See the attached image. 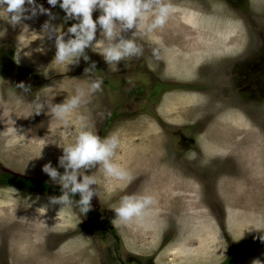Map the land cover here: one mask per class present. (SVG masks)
<instances>
[{
  "label": "rangeland",
  "instance_id": "374dc122",
  "mask_svg": "<svg viewBox=\"0 0 264 264\" xmlns=\"http://www.w3.org/2000/svg\"><path fill=\"white\" fill-rule=\"evenodd\" d=\"M165 2L174 11L163 28L121 33L135 38L143 55L119 62L117 71L101 54L107 41L99 27L87 60L66 69L53 63L57 35L67 41L78 23L58 6L51 8L55 19L38 15L16 27L0 14V40L13 49L12 56L0 52V177L61 188L42 168L51 163L63 174L59 158L75 141L80 116L101 139L118 135L113 162L129 174L117 180L98 166L85 170L97 179L86 214L76 204H52L55 191L0 183V264H220L232 246L262 241L264 0ZM6 57L22 71L11 73ZM98 78L103 90L86 94L67 125L53 116L52 106L77 89L87 93ZM21 82L30 92L16 87ZM34 103L44 105L39 115H30ZM134 194L152 203L121 222L114 210ZM257 259L264 264V245L236 264Z\"/></svg>",
  "mask_w": 264,
  "mask_h": 264
},
{
  "label": "clouds",
  "instance_id": "9594fccd",
  "mask_svg": "<svg viewBox=\"0 0 264 264\" xmlns=\"http://www.w3.org/2000/svg\"><path fill=\"white\" fill-rule=\"evenodd\" d=\"M51 8L59 7L66 19L77 20L68 28L70 38L65 41L64 34L56 37V52L53 63L66 67L70 64H78L79 58L88 59L85 49L89 48L96 39L99 27L107 43L101 47V54L105 62L117 71V65L123 60L143 55V47L135 38L125 39L121 33L133 31V37L137 34L144 35L156 29L163 28L174 9L165 0H47ZM51 8H45L37 0H0V14L11 26L16 27L38 15H46L49 20L55 19ZM99 10L101 13L93 19V13ZM49 22L45 21L43 28L47 29ZM154 57L159 59L160 50L154 48ZM18 62V57H17ZM95 69V63L85 72ZM103 79L94 80L87 90L77 89V94L69 98L65 103L54 105L51 113L64 124H68L67 117L76 111L84 102L86 94H94L102 91ZM24 93L30 92V86L23 82L16 85ZM39 97H37V100ZM30 115H39L44 108L40 103H34ZM80 131L73 143L63 147V155L59 158V166L63 167L61 174L51 163L43 166L42 171L54 182L61 186V195L51 197L52 204L79 206L82 214L91 209V200L97 196L96 189L90 187L97 184L96 176L85 174V170L102 168L107 177L117 180L128 178V173L121 166L113 162L120 139L115 133L101 139L90 130L85 117H79ZM79 194V201H74L73 196ZM152 203L150 196L129 195L124 196L120 206L114 210L115 216L121 222H127L133 217H140L144 209ZM260 239L264 241V236ZM253 264H261L259 259Z\"/></svg>",
  "mask_w": 264,
  "mask_h": 264
},
{
  "label": "trees",
  "instance_id": "16d2710c",
  "mask_svg": "<svg viewBox=\"0 0 264 264\" xmlns=\"http://www.w3.org/2000/svg\"><path fill=\"white\" fill-rule=\"evenodd\" d=\"M0 183L5 185L22 186L28 188L31 192H52L56 196L61 195V188L55 187L44 180H35L32 178H19L16 175H3L0 177ZM264 245V241L250 246H232L227 258L220 264H236L243 257L252 253L254 250Z\"/></svg>",
  "mask_w": 264,
  "mask_h": 264
},
{
  "label": "flooded vegetation",
  "instance_id": "af4514ba",
  "mask_svg": "<svg viewBox=\"0 0 264 264\" xmlns=\"http://www.w3.org/2000/svg\"><path fill=\"white\" fill-rule=\"evenodd\" d=\"M230 1V0H229ZM245 0H235V3H243ZM251 1V0H250ZM5 46H7V48H5ZM0 52H2V53H4L5 51L6 52H8L9 53V56H12V54H13V49H12V45H8V42L6 41V39H4V37H3V39H1L0 40ZM6 49H9V51H7ZM10 49H12V54H11V52H10ZM7 58V65L9 66V68H10V70H12L11 71V73H13V71H16L17 69L18 70H20V71H22L20 68H18L17 67V65L16 64H14L13 62H12V59H13V57H6ZM23 72L24 73H26L27 74V70H23ZM180 145L181 146H183L184 145V143L187 141V137H185L184 135H182V134H180ZM193 139H191V141H192ZM8 175H12V174H8ZM3 176V175H2ZM19 177V176H18ZM19 178H21V177H19ZM5 185V184H4ZM18 187H22V186H18ZM22 188H25V189H28V188H26V187H22ZM32 193H38V192H32ZM227 258V257H226ZM224 262V261H223Z\"/></svg>",
  "mask_w": 264,
  "mask_h": 264
},
{
  "label": "bare ground",
  "instance_id": "6f19581e",
  "mask_svg": "<svg viewBox=\"0 0 264 264\" xmlns=\"http://www.w3.org/2000/svg\"><path fill=\"white\" fill-rule=\"evenodd\" d=\"M232 36H233V35H232ZM50 100H52V99H50ZM52 102H53V101H52ZM50 104H51V103H50ZM239 117H240V116H239ZM238 129H239V128H238ZM240 130H241V129H240ZM248 130H249V129H248ZM245 131H246V130H245ZM249 132H250V131H249ZM247 134H248V132H247ZM231 137H232V136H231ZM251 137H252V134H251ZM251 137H250V138H251ZM235 139H236V138H235ZM251 139H252V138H251ZM251 139H250L249 142H251ZM29 140H30V139H29ZM236 140H238V139H236ZM236 140H235V141H236ZM254 140H255V139H254ZM232 141H233V139H232ZM252 141H253V140H252ZM27 142H28V141H27ZM252 143H253V142H252ZM254 143H255V142H254ZM254 143H253V144H254ZM232 144H233V143H232ZM240 146H241V145H240ZM250 147H252V146H250ZM236 148H237V147H236ZM241 149H243V148H241ZM245 149H247V147H245ZM249 150H250V149H249ZM237 151H238V150H237ZM244 151H245V150H244ZM253 151H254V150H253ZM263 155H264V154H263ZM245 156H246V155H245ZM254 168H255V167H254ZM175 184H176V183H175ZM252 189H253V188H252ZM29 213H30V212H29ZM2 214H3V212L0 211V215H2ZM61 216H62V215H61ZM0 217H1V216H0ZM23 221H24V220H23ZM206 227H207V226H206ZM12 256H13V255H12Z\"/></svg>",
  "mask_w": 264,
  "mask_h": 264
}]
</instances>
